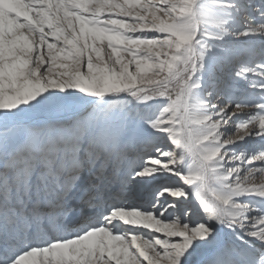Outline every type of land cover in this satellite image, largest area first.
<instances>
[{
	"label": "snow or ice",
	"instance_id": "6c2138e0",
	"mask_svg": "<svg viewBox=\"0 0 264 264\" xmlns=\"http://www.w3.org/2000/svg\"><path fill=\"white\" fill-rule=\"evenodd\" d=\"M0 264H264V0H0Z\"/></svg>",
	"mask_w": 264,
	"mask_h": 264
}]
</instances>
